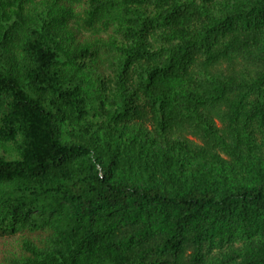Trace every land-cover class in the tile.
<instances>
[{
	"label": "trees",
	"instance_id": "16d2710c",
	"mask_svg": "<svg viewBox=\"0 0 264 264\" xmlns=\"http://www.w3.org/2000/svg\"><path fill=\"white\" fill-rule=\"evenodd\" d=\"M2 264H264V0H0Z\"/></svg>",
	"mask_w": 264,
	"mask_h": 264
},
{
	"label": "rangeland",
	"instance_id": "374dc122",
	"mask_svg": "<svg viewBox=\"0 0 264 264\" xmlns=\"http://www.w3.org/2000/svg\"><path fill=\"white\" fill-rule=\"evenodd\" d=\"M14 245L13 240L11 241H4V238H0V256L2 255V252H6L8 250H11V247ZM0 264L2 262L0 261Z\"/></svg>",
	"mask_w": 264,
	"mask_h": 264
}]
</instances>
